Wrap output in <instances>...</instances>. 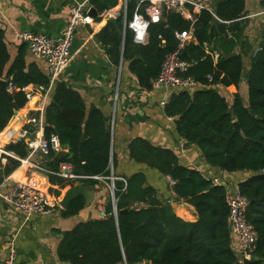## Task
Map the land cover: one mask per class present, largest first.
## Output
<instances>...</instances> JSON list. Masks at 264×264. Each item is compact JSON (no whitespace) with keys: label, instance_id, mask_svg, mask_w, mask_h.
Listing matches in <instances>:
<instances>
[{"label":"trees","instance_id":"trees-1","mask_svg":"<svg viewBox=\"0 0 264 264\" xmlns=\"http://www.w3.org/2000/svg\"><path fill=\"white\" fill-rule=\"evenodd\" d=\"M91 4L101 13L116 8L118 0H92ZM145 5L128 0L127 22L135 13H142ZM245 7L246 0H217L212 12L201 11L194 24L163 8L162 20L148 27L144 45L134 42L129 29L123 34L110 22L97 39L115 65L123 59L140 87L150 91L151 81L159 76L166 57L178 48L177 35L193 27V39L183 50L182 60L189 65L184 76L194 78L199 87L174 93L165 114L175 119L178 135L198 148L209 167L227 174H251L237 187L249 202L247 218L258 235L254 258L245 264H264V31L245 76L243 57L235 53L248 27L243 19ZM27 50V45H22L11 62L0 31V81L18 88L34 85L48 89L50 72L46 76L37 65H27ZM244 80L248 86L247 103L239 91ZM218 87L237 89L232 104ZM11 97L10 101L0 92V135L15 113L29 106L24 93L14 92ZM235 122L241 132L235 129ZM51 135L58 138L61 151L49 155L45 169L57 173L62 164H67L74 175L86 178L68 182L67 186L98 187L101 183L93 178L107 179L110 168L116 169L111 124L100 109L88 108L74 89L59 80L53 85L45 110V136ZM6 151L14 157H7L0 185L29 157L24 143H10ZM129 153L136 163L168 177L174 183L175 201L193 207L196 220L187 221L177 215L171 200L160 197L143 173L123 177L126 183H114L117 220L109 201L103 218L82 222L61 234L57 251L60 262L239 264L232 247L226 187L216 186L200 172L181 165L173 151L154 147L141 138L131 142ZM50 179L56 182L58 178ZM85 207L84 198L79 197L63 211V216L78 215Z\"/></svg>","mask_w":264,"mask_h":264},{"label":"crops","instance_id":"crops-1","mask_svg":"<svg viewBox=\"0 0 264 264\" xmlns=\"http://www.w3.org/2000/svg\"><path fill=\"white\" fill-rule=\"evenodd\" d=\"M84 0H0V31L5 36V42L11 57V62L18 55L19 48L24 45L16 34L29 32L42 34L51 39H57L68 21L71 6ZM142 2V0H137ZM202 3L212 12L217 0H194ZM92 0L89 2L91 11L94 9ZM120 0H118V6ZM264 3L261 0H246L244 20L248 27L235 53L243 57L244 69H249L250 59L257 52L260 38L264 31V19L261 15ZM124 11V9H123ZM93 25L80 29L75 36L71 62L59 81L74 89L88 108L100 109L112 126V153L116 159V169L113 175L117 178H129L137 173L146 176L147 184L154 187L164 200L170 199L173 210L187 221H195L193 207L175 201L173 194L174 183L159 174L156 170L139 164L130 158L129 145L134 139L141 138L152 146L173 151L181 165L200 172L206 179H218L224 185L236 189L240 182L250 177L249 173L227 174L217 168L209 167L202 159L197 147L189 145L177 133L175 119L167 117L160 106L166 91L161 89L144 90L137 78L128 68V64L115 65L108 55L107 48L97 39L106 28L108 21L99 17V12ZM114 25V24H113ZM125 34L127 19L122 15L114 25ZM210 48H213L211 46ZM27 65H37L43 74L48 76L49 69L45 61L34 58L27 50ZM6 84H8L6 82ZM36 91V97L29 108L37 115L41 100L46 92L40 94L38 86H28ZM219 92L230 104L237 93L235 87L228 89L218 87ZM244 101H248V86L246 80L240 87ZM247 94V97H246ZM53 95V87L49 90L47 105ZM46 105V107H47ZM28 108V107H27ZM23 112H17L9 126L1 134L2 147L10 144L7 133L24 126L21 119ZM10 153V152H9ZM40 153L21 162V166L0 185V195L18 181L27 178L38 179L58 200L59 204L71 188L68 182H52L50 176L44 173L47 158ZM98 187H88L94 194L90 205L73 217H64L61 208L50 216H35L30 222H25L21 214L0 196V264L5 260L8 245L14 240L17 249V264H69L60 262L57 251L62 235L71 231L78 224L104 217L105 206L112 201V195L106 183L100 182ZM82 185V184H81ZM84 186V185H83ZM87 187V186H86ZM232 245L236 239L232 236Z\"/></svg>","mask_w":264,"mask_h":264},{"label":"built area","instance_id":"built-area-1","mask_svg":"<svg viewBox=\"0 0 264 264\" xmlns=\"http://www.w3.org/2000/svg\"><path fill=\"white\" fill-rule=\"evenodd\" d=\"M264 3V0H261ZM90 0L83 2H75L69 12L68 21L57 39L48 38L42 34H32L23 32L16 34L17 39L26 44L31 55L45 61L50 71V86L48 89L40 87V94L46 92L41 100V107L37 111V115L29 108L36 97V91H31L29 87L18 88L11 82L7 84L9 94L14 92H22L28 101V108L21 110L23 112L22 122L24 126L17 130L7 133L9 143H24L29 151V158L40 153L49 156L52 152H60L61 146L56 135L49 138L45 136V110L49 90L53 87L59 77L66 71L71 62V50L76 33L80 29H85L94 24L95 18L91 15L89 7ZM128 0H120L119 7L104 10L99 14L102 20L108 18H119L122 15L126 17ZM141 4L144 11L135 13L133 19L127 22V28L133 34L134 42L138 45L146 44L148 40V27L150 24H157L162 20V10L165 8L169 12L179 14L185 20L194 24L197 15L207 7L202 3L194 0H142ZM124 9V11H123ZM264 19V7L261 12ZM178 48L175 52L168 55L162 64L159 76L151 81V88L166 91V96L161 100L160 106L165 109L171 96L174 93L183 91L191 92L199 87L192 77H185L189 65L182 60V52L193 39V27L187 32L177 35ZM33 112V114H31ZM1 137V135H0ZM7 157H14L11 153L2 147V139H0V172L7 163ZM24 161V160H23ZM22 162V161H21ZM111 176L109 178L95 177L94 180L106 183L112 195V203L115 214L116 200L114 196L115 181L122 178H116L113 175V167L110 168ZM49 176L65 180L66 182L79 181L86 179L74 175L72 167L62 164L57 173L44 170ZM107 181H109L107 183ZM216 186H225L218 179L212 180ZM226 187V204L229 210V225L232 236L236 239V245H232L237 256L239 264L251 262L254 258V252L257 248L258 235L254 226L248 221L247 214L249 202L240 191ZM16 212L22 215L25 222H30L35 216H50L56 209H60V204L42 185L38 179L27 178L22 181L14 182L7 192L0 195ZM1 264H17V249L14 240L8 245L7 255Z\"/></svg>","mask_w":264,"mask_h":264},{"label":"water","instance_id":"water-1","mask_svg":"<svg viewBox=\"0 0 264 264\" xmlns=\"http://www.w3.org/2000/svg\"><path fill=\"white\" fill-rule=\"evenodd\" d=\"M91 15L93 17L97 16L96 10L91 11ZM108 22L116 25L117 24V18H108ZM0 92L8 99L12 100L11 94L8 93L7 90V84L6 81L2 80L0 81ZM16 114V113H15ZM234 127L238 132H241L240 125L235 122ZM82 197L85 200L86 205H90L92 200L94 199V194L88 189V187L83 185H77L72 188H70L63 199L60 202V207L62 210L66 211L69 207V205L77 198ZM125 213V212H122ZM114 218L117 220V213L114 215ZM145 264H151L150 262H145Z\"/></svg>","mask_w":264,"mask_h":264},{"label":"rangeland","instance_id":"rangeland-1","mask_svg":"<svg viewBox=\"0 0 264 264\" xmlns=\"http://www.w3.org/2000/svg\"><path fill=\"white\" fill-rule=\"evenodd\" d=\"M246 73H247V70H246V72H245V76H246ZM246 97H247V94H246Z\"/></svg>","mask_w":264,"mask_h":264}]
</instances>
